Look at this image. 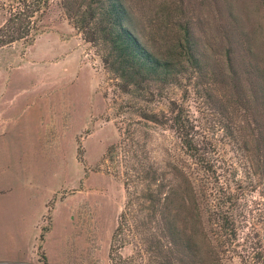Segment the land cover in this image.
Listing matches in <instances>:
<instances>
[{"label":"rangeland","instance_id":"374dc122","mask_svg":"<svg viewBox=\"0 0 264 264\" xmlns=\"http://www.w3.org/2000/svg\"><path fill=\"white\" fill-rule=\"evenodd\" d=\"M121 1L173 82L125 85L61 0L0 46V264H264V0Z\"/></svg>","mask_w":264,"mask_h":264},{"label":"trees","instance_id":"16d2710c","mask_svg":"<svg viewBox=\"0 0 264 264\" xmlns=\"http://www.w3.org/2000/svg\"><path fill=\"white\" fill-rule=\"evenodd\" d=\"M36 1L34 3L33 0H14V3L9 5V15L0 27V46L28 36L26 26L31 23L32 16L38 10L39 0ZM41 2L44 3L45 0ZM61 3L67 18L82 33L83 38L92 44L103 46L102 62L125 85H141L151 80L173 82L172 76L177 73L173 69L181 62V58L179 56L173 58L169 56L170 53L164 57L158 56L149 51L129 27V13L121 0H61ZM183 38L184 44L179 41L181 45H175L173 48H183L187 55L186 61L197 69L199 57L193 46L189 44L190 36L187 29ZM169 108V114L165 117L170 122V127L189 154L199 160L201 157L202 162L203 152L190 133L192 125L188 113L174 101ZM143 116L150 121L159 122L155 113ZM207 161H204L205 164L201 163L206 170H208ZM149 194L148 198L153 200L152 194ZM216 215L220 218L221 227L224 230H231L229 217L222 213Z\"/></svg>","mask_w":264,"mask_h":264}]
</instances>
